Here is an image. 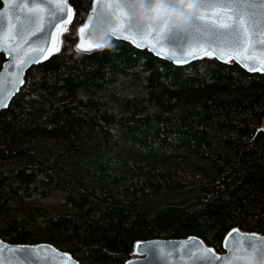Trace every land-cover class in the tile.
<instances>
[{
  "label": "trees",
  "instance_id": "16d2710c",
  "mask_svg": "<svg viewBox=\"0 0 264 264\" xmlns=\"http://www.w3.org/2000/svg\"><path fill=\"white\" fill-rule=\"evenodd\" d=\"M92 1L70 0L60 51L0 112V238L124 264L138 241L264 235V74L114 39L80 51Z\"/></svg>",
  "mask_w": 264,
  "mask_h": 264
},
{
  "label": "snow or ice",
  "instance_id": "6c2138e0",
  "mask_svg": "<svg viewBox=\"0 0 264 264\" xmlns=\"http://www.w3.org/2000/svg\"><path fill=\"white\" fill-rule=\"evenodd\" d=\"M53 2L54 0H29V4L32 5L29 8V13L24 15L23 18L20 15L16 16V22L19 24V28L13 36L5 34L3 37H0V50L10 51L12 53L17 52L20 47L27 44L30 37L36 36L40 43L35 44L34 47L30 45L29 50L37 53V55L29 57L26 63H38L41 59H47L53 52L60 51V37L67 31V25L72 22L75 13L68 5V0H60V2L55 3L54 8ZM39 4L47 5L48 10L46 11L44 7L38 6ZM17 7L20 6L18 5ZM115 7L118 9V12H113L112 15L116 18L118 27L111 29L110 34L117 38L123 37L127 39L133 34L124 25L125 21L128 24L130 15L122 3L116 4ZM102 8L105 11H110L113 8V4H102ZM204 10H207V14ZM46 15L51 17L47 20V30H45L44 26ZM202 21H210L211 23H201ZM91 22L92 17H89V24ZM89 24H85L84 27L79 29L81 40L77 47L80 50L89 51L93 48L99 49L103 47L100 44H93L85 36ZM217 25L223 31L218 30ZM3 26V17L0 15V31L3 30ZM53 28L55 29V35L52 33ZM250 28L252 29L251 35L248 34ZM163 29L168 30L169 24L164 23L161 31ZM187 30L192 35L207 37L209 41L206 45L201 46L195 55L193 51L186 53L188 58H201L204 55L212 56L215 54L218 58L224 59L225 62L231 59H236L241 63L244 62V59L254 60V56L244 57V53L248 51V45L244 42L248 41V44L253 47L256 45L264 46V0H201L196 15L193 17L192 23ZM125 32L128 35H125ZM37 33H43V35L37 36ZM257 33H260L259 37H257ZM151 34L152 30L146 28L141 35L144 36L149 46L155 50L154 42L147 40V37ZM16 37H19V43L13 46L11 40ZM158 39L159 33L156 36V40ZM49 42L51 46H48ZM133 42L136 43L135 39H133ZM214 45H218V47ZM137 46L141 45L137 43ZM225 48L229 49V51H224ZM161 54H163L162 51ZM172 55L175 56V52ZM178 62H187V60ZM24 64L25 61H20L15 65H10L14 66L16 71L12 73L13 80L10 81V88L5 89L0 85V104H6L7 98L14 91L18 90L19 84L23 83L22 73ZM260 64L264 65V49L261 51ZM244 66L248 67L246 63ZM249 70L260 69L251 67ZM229 238L230 240L238 238L246 241L248 249L251 250V254H246L243 257L236 256L235 250L229 248L232 255L221 258L214 256L211 249L197 248L194 244L191 248L187 245L184 246L186 248V255L194 261L199 262V264H207V262L213 259H224L228 264H233V261H243V264H264V238L240 236L238 232L235 237L230 233ZM228 246L226 243V247ZM49 252L53 255H45V253ZM8 253H12V255L9 256L7 255ZM58 258L65 259V257L60 256L52 248H8L0 245V264H32L33 260L41 261V264H45V262L46 264H55ZM132 264H136V262H132Z\"/></svg>",
  "mask_w": 264,
  "mask_h": 264
},
{
  "label": "water",
  "instance_id": "95a60500",
  "mask_svg": "<svg viewBox=\"0 0 264 264\" xmlns=\"http://www.w3.org/2000/svg\"><path fill=\"white\" fill-rule=\"evenodd\" d=\"M2 3V7L0 8V15L3 17L4 26L3 30L0 31V37H3L5 34L8 36H13L15 34V31L19 28V24L16 22V16L20 15L21 18H23L24 15H27L29 13V8L32 6L29 4V0H0ZM60 2V0H54L53 2V8L55 6V3ZM105 3H111L113 4V8L110 11H105L102 8V4ZM122 5L127 9L129 7V0H121ZM20 7H17V6ZM68 5L73 9L72 5L70 4V0H68ZM115 3L113 0H93L91 5V10L89 12V15L85 22L79 27L82 28L85 26V24H89V17H92V22L89 24V27L85 33V36L87 39H89L93 44H97L94 40L93 33L91 31L93 22L101 15L103 12L110 13L111 20L113 22V27H118V22L116 18L112 15L113 12H118V9L115 7ZM38 6L44 7L46 11L48 10L47 5L39 4ZM95 9V11H94ZM74 10V9H73ZM207 14V10H204ZM51 17H48L46 15L45 19V30H47V20ZM74 19V16L72 18V21ZM247 19V18H245ZM192 23V21H191ZM201 23H211L210 21H202ZM125 28L127 27L128 30L132 31L133 34L129 36V38L125 39L123 37L117 38L116 36L111 35V40H121L125 41L129 44H131L133 47L140 49V50H147L148 52L152 53L154 56L166 60L174 65L177 66H186L188 64H191L195 61L205 59V58H213L216 59L222 63H230L234 62L238 64L241 68H243L245 71L249 73H263L264 74V65L260 64V56L261 51L264 49V46L256 45L253 47L252 45L248 44V41H245L244 43L248 45V51L244 53V57L254 56L255 59H244V62L241 63L237 61L236 59H231L225 62L224 59H220L217 57V55L207 56L204 55L201 58H188L186 56V53L189 51H193L194 55L198 53L199 48L201 46L206 45L209 41L207 37L192 35L190 31L187 29L185 30H177L175 27L169 25V29H163L161 31L164 24H161L159 27H157L155 30H152V34L147 37L148 41H152L155 44V50L153 47L149 46V44L145 41L144 36L141 34L146 30V26L142 24H137L135 21V18L130 16V20L127 24V22H124ZM191 25V24H190ZM218 30L223 31V29H219V26L217 25ZM78 29V44L80 43L81 36L79 34ZM53 35H55V29H52ZM157 33H159V39L156 40ZM248 34H252V29L250 28L248 30ZM43 33H37V36H42ZM125 35H128L127 32H125ZM260 36V33H257V37ZM133 39H135L136 43L133 42ZM61 40V37H60ZM35 42V43H34ZM11 43L13 46H16L19 43V37H16L15 39L11 40ZM40 43L37 40L36 36L30 37L27 44H24L22 47L19 48L17 52H10V51H3L0 50L1 54H4L6 57V61L2 65V68L0 69V85H2L5 89L11 87L10 81L13 80L12 73L16 71L14 66L16 63L20 61H25V64L23 65V73H22V79L23 83L19 84L18 90L14 91V93L7 98L6 104H0V112L7 109L10 105L13 98L20 92L21 88L25 84V78L26 73L29 69H31L33 66H37L47 59L50 58V56L56 52H53L51 55L48 56L47 59H41L38 63H26L27 59L31 56L37 55V53H33L29 50V46H35V44ZM137 43H139L141 46H137ZM77 44V45H78ZM61 45V43H60ZM51 46L50 42L49 45ZM217 46L218 45H214ZM100 49V48H99ZM98 50L97 48H93L89 51L84 52H92ZM161 51L163 54H161ZM224 51H229V49L225 48ZM175 52V56L172 55V53ZM187 60V62H178V61H184ZM247 64L248 67H245L244 64ZM251 67H256L260 70H249ZM264 131V124L261 128ZM239 233L240 236H256L259 238H264V235H261L259 233L255 232H245L241 231L238 228H234L230 230L224 237L222 242V251L218 252L215 248L208 246V244L205 243V241L198 237V236H189L187 238H180V239H149L145 241H138L134 244L133 250H132V257L129 258L124 264H132V262H136V264H199V262L194 261L189 256L186 255V248L184 247L187 245L189 248L193 247L195 244L197 248H205V249H211L214 256L225 258L232 255L230 253L229 248H232L235 250L236 256H245L246 254H251V250L247 247V242L238 238L231 239L229 238V234L232 233L233 237L236 236V233ZM226 243L229 245L226 247ZM0 245H4L8 248H41V247H47L55 249L56 252L60 254V256L65 257V259H57L55 264H81L78 260H76L69 252L63 251L53 244L50 243H37V244H27V243H9L7 241H4L0 238ZM7 255L11 256L12 253H8ZM19 255V254H17ZM45 255L52 256L53 254L51 252L45 253ZM32 264H41V261L33 260ZM46 264V262H45ZM207 264H228L224 259L216 260L213 259L210 262H207ZM233 264H243V261L235 262L233 261Z\"/></svg>",
  "mask_w": 264,
  "mask_h": 264
},
{
  "label": "clouds",
  "instance_id": "9594fccd",
  "mask_svg": "<svg viewBox=\"0 0 264 264\" xmlns=\"http://www.w3.org/2000/svg\"><path fill=\"white\" fill-rule=\"evenodd\" d=\"M115 4L121 0H113ZM201 0H129L126 9L130 16L135 18L137 24L145 25L149 30H155L161 24L168 23L177 30L190 27L196 15ZM113 27L110 13L103 12L93 22L92 33L101 49L113 48L110 30Z\"/></svg>",
  "mask_w": 264,
  "mask_h": 264
},
{
  "label": "rangeland",
  "instance_id": "374dc122",
  "mask_svg": "<svg viewBox=\"0 0 264 264\" xmlns=\"http://www.w3.org/2000/svg\"><path fill=\"white\" fill-rule=\"evenodd\" d=\"M79 29V28H78ZM78 29H77V35H78ZM78 39H79V37H78ZM61 44H62V36H61ZM77 44H78V42H77ZM60 48H61V45H60ZM78 48V47H77ZM80 50V49H79ZM80 51H82V50H80Z\"/></svg>",
  "mask_w": 264,
  "mask_h": 264
},
{
  "label": "bare ground",
  "instance_id": "6f19581e",
  "mask_svg": "<svg viewBox=\"0 0 264 264\" xmlns=\"http://www.w3.org/2000/svg\"><path fill=\"white\" fill-rule=\"evenodd\" d=\"M28 72V71H27ZM26 75H27V73H26ZM25 80H26V78H25ZM25 85V84H24ZM22 89V88H21Z\"/></svg>",
  "mask_w": 264,
  "mask_h": 264
}]
</instances>
